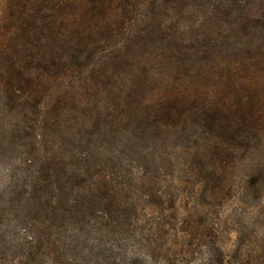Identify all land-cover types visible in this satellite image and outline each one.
<instances>
[{"label": "trees", "instance_id": "1", "mask_svg": "<svg viewBox=\"0 0 264 264\" xmlns=\"http://www.w3.org/2000/svg\"><path fill=\"white\" fill-rule=\"evenodd\" d=\"M197 4L212 7L208 17L219 22L221 36L232 44L226 63L218 64L217 57L211 56V48L216 46L212 37L191 47L196 56L177 60L178 73L188 74L190 85L164 94L165 99L155 106H147L145 101L135 120L140 127L153 122L172 123V128L181 127L184 132L193 126L209 130L216 141L211 168L217 186L212 197L220 201L233 184L227 176L231 163L242 154L264 151V0H0V109L21 120V136L40 139L28 147L29 152H21L24 156L16 164L20 160L22 166H14L13 174L9 170L0 176V204L8 203V208L21 212L22 221L32 224L0 230V258L5 249L24 253L30 248L29 256H35L33 250H39L35 245L56 246L64 242L65 231L80 229L79 216L94 209L92 201L107 197L112 202L114 178L85 170L87 155L64 151L53 131L74 112L86 114L90 105L98 114L95 99L103 93L123 100L120 93L126 92L130 100H138L144 93L140 91L143 78L140 75L132 83L118 69L131 65L128 54L137 57L139 47L157 40L165 47L171 25L159 22L157 40L150 36L157 13L162 11L168 17L174 8L185 12ZM239 28L241 39L236 36ZM136 29L142 36L147 34L140 46L134 37ZM135 61L145 73L153 69V62L143 61V57ZM122 81L125 86L120 85ZM88 98L94 99L91 104ZM120 105L132 111L135 106L142 108L136 101ZM104 126L97 121L89 127L81 124L79 129L105 136L108 129ZM10 137L14 140L16 135ZM37 154L43 160L40 168L32 157ZM73 156L76 162L71 164ZM77 178L82 182L72 188L76 191L74 203L68 198ZM255 194L262 197L260 191ZM5 211L1 209L0 216ZM216 225L205 226L214 250L208 264H227ZM32 227L40 229L44 237L31 234Z\"/></svg>", "mask_w": 264, "mask_h": 264}, {"label": "rangeland", "instance_id": "2", "mask_svg": "<svg viewBox=\"0 0 264 264\" xmlns=\"http://www.w3.org/2000/svg\"><path fill=\"white\" fill-rule=\"evenodd\" d=\"M208 6L192 5L185 12L174 8L168 17L162 11L160 15L156 14L149 28L153 30L151 37L156 39L158 36L159 22H165L164 26L171 25L165 47L156 39L147 47H139L141 52L137 57L128 54L131 65L118 69L119 75L132 83H136L134 80L141 75L140 82L144 83L140 91H144V96L141 94L136 97L138 100H130L123 91L120 93L124 97L122 100L118 95L102 92L104 95L95 99L99 102L100 118L90 105L86 114L74 112L53 131L52 135L64 151L74 152L77 156L87 155L89 160L84 165L85 170L96 175L103 172L102 176L114 178L116 187L110 191L112 202L109 203L107 197L92 201L94 209L80 214V229L65 231L64 242L59 241L47 249L35 245L39 248L33 250L37 252L35 256H29L30 248L24 253L20 249H5L0 264H208L214 250L205 226L207 223L212 226L214 222L219 229L218 238L227 264H264V151L252 156L242 154L231 163L227 176L233 184L229 187L230 192L219 201L212 197L217 186L211 168L216 141L207 132L209 130L193 126L184 132L181 127L172 128V123L159 125L153 122L140 127L135 120L146 104L155 106L159 99H165L164 94L190 85L188 74L178 73L177 60L184 57L191 60L192 48L212 37L216 46H212L211 56L217 57L218 64L226 63L232 44L221 36L219 22L217 25L208 17L212 10ZM140 31L134 35L138 46L147 37ZM239 31L241 28L236 36L241 39ZM141 57L154 64L148 74L135 61ZM124 83L122 81L120 85ZM159 93H163V97L159 98ZM93 100L88 98L90 104ZM135 101L142 108L131 105L135 106L132 111L122 109L120 105ZM6 113L0 109V176L9 170L12 173L14 166H22L24 162L20 160L16 164L17 159L24 156L21 152H29L28 147L40 141L29 134L21 136V120ZM97 121L108 129L105 136L96 133L93 136L90 133L93 126L87 130L79 129L81 124L89 127ZM12 135H16L14 140ZM5 151L8 155H4ZM32 157L40 168L43 164L41 156ZM71 158V164L76 162L74 156ZM121 181H125L123 186ZM81 182V178L75 179L74 187L70 188V202H76V191L72 188H78ZM255 190L260 191L262 197L256 196ZM1 209L7 211L0 216V230L15 224L23 228L32 225L22 221L21 212L8 208V203L0 204V212ZM30 233L44 237L36 227H32Z\"/></svg>", "mask_w": 264, "mask_h": 264}]
</instances>
